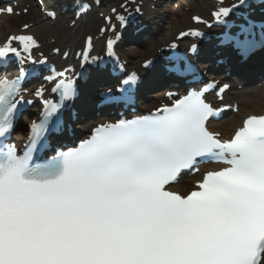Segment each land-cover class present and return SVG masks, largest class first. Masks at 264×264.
Here are the masks:
<instances>
[{
  "label": "snow or ice",
  "instance_id": "obj_1",
  "mask_svg": "<svg viewBox=\"0 0 264 264\" xmlns=\"http://www.w3.org/2000/svg\"><path fill=\"white\" fill-rule=\"evenodd\" d=\"M235 39L246 55L251 40ZM39 47L32 35H13L0 59L23 64ZM22 81L23 73L0 76V264H264V115L248 116L223 140L209 129L217 110L193 93L162 114L103 125L79 148L35 163L32 153L59 126L64 105H48L19 155L8 140L31 103ZM52 91L68 101L77 94L71 80ZM202 162L227 166L208 171L197 190L174 191Z\"/></svg>",
  "mask_w": 264,
  "mask_h": 264
},
{
  "label": "bare ground",
  "instance_id": "obj_2",
  "mask_svg": "<svg viewBox=\"0 0 264 264\" xmlns=\"http://www.w3.org/2000/svg\"><path fill=\"white\" fill-rule=\"evenodd\" d=\"M68 1L69 0H64V2H68ZM197 1L198 2L196 4H192V6L191 5L188 6L190 8L183 9L182 7L181 10L176 9V7L172 8L169 12H167L169 14L167 17L158 14V12L155 9H153L154 7L153 3L151 4L148 3L147 1L143 3L140 2L139 0H137L135 4L133 3L135 22L131 27L130 35L132 37L134 35L135 36L138 35L137 31L141 32L138 37L145 35L141 39L132 38L127 43L128 47L129 46L135 47L134 50H131L130 53L128 54L129 56H131V58H129L130 59L129 63L133 65V68L138 66L139 65L138 62L144 57V53L142 51L146 48L148 42L153 41L152 47L155 44V41H158V45H163L166 47L167 45L164 43L165 42L170 43L174 41L171 40V38H174L175 34L177 35L178 33L186 29L192 28L190 17L192 16L193 13L201 16H207V12L211 7V3L209 1L207 2H201L200 0ZM101 7L104 8L103 4L101 5ZM117 7L118 5L116 3L110 5V8H117ZM156 8H158V6H156ZM17 11H15V14ZM67 15H70V12H68ZM10 20L11 19L6 15H2L0 17V39H4L9 34L15 33L11 31L12 28L9 26L11 25ZM75 21L76 20H74L73 18L69 19V17L67 16H62L57 23H49L46 19L40 17L33 20V22L29 23L30 24L29 32L30 34H34L41 43L42 52L48 53V56H50L51 52L55 48L59 47L62 51L60 56H58V58H60V60L68 61L64 59L63 56L66 54L68 55V57H70L71 47L75 46L77 40L82 39L83 33L87 30L85 29L86 27L91 28V25L89 24V21L87 19L80 24L77 23L78 21L77 22ZM72 22L78 25L72 28ZM154 23L155 26L153 29H151V26L154 25ZM161 23L165 24L164 29ZM145 25L148 26L149 29L147 30L144 29ZM185 41L189 42V39H186ZM101 43H102L101 39L98 42H96V48H99L101 46ZM204 48H205L204 55L202 56L201 60L208 59L211 51H212V57L214 58L216 56V51L214 50L213 46L206 47L204 45ZM125 53L127 55L128 52L122 53L121 51V55L123 57H126ZM156 53L157 52H155V55ZM157 58L155 59V64L158 63L160 64L161 61L159 60V57ZM226 61H227L226 66H230V68H226V69L228 72L231 73V76L229 79L223 76L224 81L229 82L233 77L237 78L238 76H241L242 79H239L238 83L242 85L243 83L250 84L245 86L242 92H236L230 95V97L228 96L227 102L229 105H232L233 109H235L236 115L233 114L232 116H230V118H227L214 126V130L216 133H220L223 135L225 134L224 135L225 137L228 136L227 138H230L232 133L237 128L242 126V123L248 116L264 114V89L254 87V83H252L253 81H255V78L259 76L261 77L264 76V54L259 56V58H257L256 60H253L250 64L246 63L243 67H237L238 69L234 68L233 62L229 60ZM211 64L213 63L211 62ZM66 65L67 63L61 64V69L65 68ZM200 65L204 68V65L202 63ZM216 68L217 67L213 66L212 70L215 71ZM219 71L221 72L222 75L223 73H225V67H220ZM145 75H147V73H145ZM93 80L94 83L97 84V86L94 87L95 94L89 93L85 97L86 103L88 104L94 103L95 98L96 97L98 98V95L102 90L101 88L102 84L112 82V80L109 79L107 76L103 78L102 76L95 75V79ZM114 81L113 84L116 83V81L115 82ZM166 83L167 82L164 80L162 74H155L154 76L152 75L150 78L147 79V83L144 87L143 93L145 94L152 92L155 94L152 95L151 103L147 105H143L142 109L145 112H149L152 109H155L157 107L156 106L157 103L163 100V96L165 95V92L163 91L164 90L163 87L166 85ZM84 110L86 109L84 106H82V113L84 112ZM76 123L73 124V127H76L78 125V123L77 124ZM77 129H76L77 135H82L86 127H77ZM200 178L197 176L193 179H184L177 186H175L173 190L186 194L189 190L193 188L187 185L189 183L191 184L194 183L195 180H199Z\"/></svg>",
  "mask_w": 264,
  "mask_h": 264
},
{
  "label": "rangeland",
  "instance_id": "obj_3",
  "mask_svg": "<svg viewBox=\"0 0 264 264\" xmlns=\"http://www.w3.org/2000/svg\"><path fill=\"white\" fill-rule=\"evenodd\" d=\"M201 1H203V0H201ZM210 1H212V0H210ZM40 2L41 1H31V2L27 3L25 6L26 9L24 10V12L22 9H19L21 11L22 15L19 17L12 18L11 24H12L13 28H21L22 25L30 23V21H29L30 19L37 18V17H39V15L42 16L43 13L41 12V7L39 5ZM192 2L196 3V0H166L163 10L159 9V11H160L161 15H164V17L165 16L167 17L169 14L165 13V12H169L172 8H175V7H176V9L181 10L182 7L183 8L188 7ZM163 13H165V14H163ZM94 19H98V14L95 15ZM162 26H163V24H162ZM79 47H82V46H78V48ZM155 47H157V46H155ZM146 49L147 50H143V52H146V55L148 56L151 53L149 51H152V50L149 48H146ZM233 81H236V80L234 79ZM233 85H234V87L230 92L231 94L236 93V92H242L243 89H238V86L241 85V87H242V84L237 82L236 84L234 83Z\"/></svg>",
  "mask_w": 264,
  "mask_h": 264
}]
</instances>
